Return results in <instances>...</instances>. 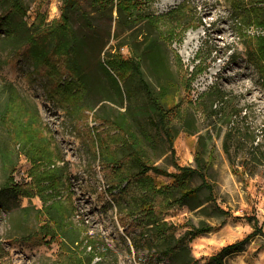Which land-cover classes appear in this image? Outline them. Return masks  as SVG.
I'll return each mask as SVG.
<instances>
[{
    "label": "rangeland",
    "instance_id": "1",
    "mask_svg": "<svg viewBox=\"0 0 264 264\" xmlns=\"http://www.w3.org/2000/svg\"><path fill=\"white\" fill-rule=\"evenodd\" d=\"M82 3L93 12L90 27L105 46L89 52L82 81L77 82L60 61L48 73L47 67L36 69L16 53L6 24L20 17L9 12L8 0H0V264H74L78 259L85 264H175L164 256H150L147 249L136 251L132 238L141 233L136 221L141 215L122 213V222L118 213L116 198L126 185L120 180L134 166V155H129L133 145H139L135 150L145 153L147 163L169 174H178L176 163L197 168L195 156H203L207 185L197 174L188 182L200 188L198 197L168 206L158 200L156 210L176 226L177 237L191 225L214 228L185 242L194 264H205L223 247L243 240L253 231L248 221L253 215L264 230V175L235 174L218 135L220 127L208 135L207 115L196 107L203 94L218 85L236 96L248 113L247 124L262 138L264 56L258 51L264 44L263 21L254 20L250 8L245 10L249 15L233 9L229 0H156L144 5L143 14L169 19L160 20L156 30L148 27L146 18L128 29L99 17L90 0ZM62 6L63 0H24L28 27L39 19L51 24L61 17ZM72 23L87 30L75 15ZM189 34L192 40L184 49ZM120 42L127 44L121 49L126 58L142 62L143 78L153 92L167 83L173 88L169 122L175 154L157 127L159 118L138 76L117 70L109 74L101 66ZM9 84L17 90L21 107L14 102L4 115ZM188 108L196 109L200 133L189 134L182 127L181 114ZM31 119L38 131L34 145L27 146L17 138ZM149 174L159 186L172 184L180 196L174 178ZM10 185L29 193L15 194ZM127 193L137 194L132 186ZM194 203L202 206L192 210L189 204ZM222 260L264 264V236L258 234L243 251Z\"/></svg>",
    "mask_w": 264,
    "mask_h": 264
},
{
    "label": "trees",
    "instance_id": "2",
    "mask_svg": "<svg viewBox=\"0 0 264 264\" xmlns=\"http://www.w3.org/2000/svg\"><path fill=\"white\" fill-rule=\"evenodd\" d=\"M8 1L9 12L12 15L17 14L20 17L19 22L9 19L6 24L7 37L15 46L16 53L27 57L28 60L35 64L36 69L43 68L44 66L47 67L48 73H50V70H54L56 67L55 63L60 61L64 70L70 72L77 82H81L82 68L89 59V52L99 48L102 50L105 46V43L96 37L94 27H90L92 24L91 13L93 12H90L83 5L82 0H63L62 14L59 19L54 20L51 24H44L39 19L31 27H28L27 20L25 19L27 11L24 7V0ZM154 1L156 0H90V5L94 8V12L98 13L99 17H108L111 21L115 20L119 25H125L128 29L133 28L140 20L146 18L148 27L156 30L158 22L162 19H169V17H156L153 14H143L144 5H152ZM229 1L233 9L242 11L245 15L248 13L245 10L250 8L251 17L254 20L259 19V23L263 21L262 24L264 25V0ZM114 11L117 12V17H114ZM176 12L174 15H176ZM73 15L86 26L87 30L85 32L74 27L72 23ZM86 31L92 32V36L86 34ZM125 45L127 44L120 42L116 53L109 54L106 64L101 63V66L109 74H111V70H117L123 75L132 74L138 76L159 118L157 127L166 134L172 148V153L175 154L172 125L169 122V114L174 107L173 98L170 97V91L173 88H168L169 85L167 83L161 85L157 93L153 92L143 78L142 62L140 59L134 57L126 58L121 51ZM149 48L151 52L154 51L155 43L151 42ZM258 52L264 56V44ZM113 79L116 81L119 90L120 86L116 78L113 77ZM83 83L85 84L84 81ZM6 91L8 92V96L3 112L4 115L9 109H13L14 102L16 106L21 107L17 90L9 84L6 86ZM235 99L236 96L231 92L224 90L218 85H214L203 94L196 107L202 109L203 113L205 112L207 115L208 124L205 129L208 135L212 137V129H216L217 126L220 127L218 135L222 137L223 150L235 174L241 173L249 177L256 175L263 176L264 135L261 134L262 138L260 139V136L255 134V129H252L247 124V111ZM25 110L33 114L26 107ZM195 110L192 111L188 108L185 113L181 114L182 127L189 134H197L201 131L195 124ZM34 120H29L22 127V133L18 135L17 141L27 146L34 145V138L38 131L33 126ZM14 123L15 117L11 118V124L14 125ZM138 146H132L133 149L129 155H134V166H129L128 174L120 180L122 181L121 184L126 183V185L124 186L123 193L120 192L119 198H116L119 215L122 213L130 214L131 217L141 215V218L138 217L136 220L138 226L141 228V233L132 238L133 247L136 251L147 249L150 256L157 258L164 256L175 264H194V260L189 259L186 246L184 247L185 242L199 235L211 232L214 228L209 225L205 226V224L201 226L191 225L185 234L177 237L176 226L161 218L156 210L158 208V200L163 202L162 206H168L169 204H183L185 201L195 200L198 197L200 188H191L188 186V182L193 175L197 174L203 179V185H207L202 174L205 160L203 156L196 155L197 168L181 166L176 163L175 168L178 170V174H169L166 169L153 163H147L144 156L145 153L140 148L137 151L135 150ZM42 157H46V155ZM33 159V161H37V158ZM131 161H133V158ZM132 166L136 168V172L133 171L134 168ZM151 171L159 175L174 178L177 181L175 184L180 191V196H176L172 184L159 186L155 179L150 176L149 173ZM131 186L136 189L137 194L134 193L129 196L127 192H129ZM10 188L15 194L28 195L29 193L28 190L21 191L13 186ZM149 192L151 193L150 196L145 195V193ZM210 193L212 196V190ZM200 206H202V203L189 204L192 210ZM121 221L125 222L122 215ZM248 221L253 225V231L243 240L223 247L217 255L205 264H223V257L243 251L245 245L258 234L264 236L263 227L260 226L259 220L255 215L248 218ZM127 233L130 234L132 232L127 231ZM74 264H85V262L78 259L74 261ZM111 264L119 263L115 261Z\"/></svg>",
    "mask_w": 264,
    "mask_h": 264
},
{
    "label": "bare ground",
    "instance_id": "3",
    "mask_svg": "<svg viewBox=\"0 0 264 264\" xmlns=\"http://www.w3.org/2000/svg\"><path fill=\"white\" fill-rule=\"evenodd\" d=\"M191 40H192V34H189L187 40L185 41L184 49L188 47V45L191 43Z\"/></svg>",
    "mask_w": 264,
    "mask_h": 264
},
{
    "label": "built area",
    "instance_id": "4",
    "mask_svg": "<svg viewBox=\"0 0 264 264\" xmlns=\"http://www.w3.org/2000/svg\"><path fill=\"white\" fill-rule=\"evenodd\" d=\"M30 13V12H29ZM26 19V18H25Z\"/></svg>",
    "mask_w": 264,
    "mask_h": 264
}]
</instances>
